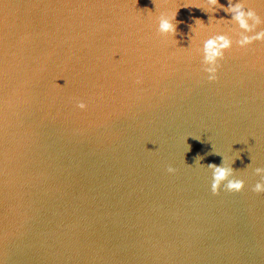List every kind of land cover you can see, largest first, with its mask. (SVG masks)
<instances>
[{
	"label": "water",
	"instance_id": "1",
	"mask_svg": "<svg viewBox=\"0 0 264 264\" xmlns=\"http://www.w3.org/2000/svg\"><path fill=\"white\" fill-rule=\"evenodd\" d=\"M237 3H0V264H264V41L201 67Z\"/></svg>",
	"mask_w": 264,
	"mask_h": 264
},
{
	"label": "clouds",
	"instance_id": "2",
	"mask_svg": "<svg viewBox=\"0 0 264 264\" xmlns=\"http://www.w3.org/2000/svg\"><path fill=\"white\" fill-rule=\"evenodd\" d=\"M212 4H216L219 0H210ZM264 3V0H261ZM226 11L234 12L232 20L235 21L238 26L237 36L235 39L228 36L224 32H217L214 35H210L203 41L202 48V65L203 71L207 73V79L209 81H214L217 79V71L219 67V61L225 55L226 49H232L235 45L237 49L246 48L251 45L254 41H264V27L261 25L264 24V20L261 19V16L257 14V12L251 7H245L243 3L237 4H229L222 5ZM177 10L172 12L168 16L161 15L158 19V31L161 33L170 32L175 34L177 30L178 21L176 20ZM201 21L200 19H197ZM173 21H176L174 23ZM202 22V21H201ZM203 22L195 27L194 33H199V28L204 27ZM214 40H222L223 43L218 47H213L212 42ZM211 63L212 66H206V63ZM78 107L80 109H85L86 105L84 101H78ZM213 167L212 174V191L215 193L219 190L221 186V182L230 174L233 173V169L231 167H227L225 165H209ZM169 172L174 171V169L170 166L168 168ZM255 171L260 173L264 171V169L260 167H256ZM245 180L243 178H239L236 176H232L231 179H228L226 183H224V188L229 191H239L244 187ZM253 191L255 192H264V177H261L260 180L256 181V183L252 186Z\"/></svg>",
	"mask_w": 264,
	"mask_h": 264
},
{
	"label": "snow or ice",
	"instance_id": "3",
	"mask_svg": "<svg viewBox=\"0 0 264 264\" xmlns=\"http://www.w3.org/2000/svg\"><path fill=\"white\" fill-rule=\"evenodd\" d=\"M3 2V0H0V3H2Z\"/></svg>",
	"mask_w": 264,
	"mask_h": 264
}]
</instances>
